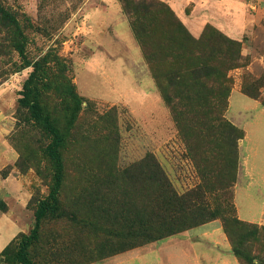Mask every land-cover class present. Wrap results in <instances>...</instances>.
I'll list each match as a JSON object with an SVG mask.
<instances>
[{
	"label": "rangeland",
	"instance_id": "obj_1",
	"mask_svg": "<svg viewBox=\"0 0 264 264\" xmlns=\"http://www.w3.org/2000/svg\"><path fill=\"white\" fill-rule=\"evenodd\" d=\"M128 1L131 6L166 5L194 40L206 34V44L221 36L224 50L234 48L230 41L237 45L238 58L227 71L232 89L225 116L247 135L244 152L249 166L264 169L260 159L264 156V0ZM168 17L152 12L147 23L164 24ZM47 55L62 60L66 68L52 66L53 86L69 79L82 100L71 126H66L59 92L47 93L41 100L64 134L58 199L75 220L44 219L37 243L28 249L33 262L155 264L158 257L160 264H207L201 257L211 251L216 255L209 248L214 243L208 244L195 232L188 239L179 233L113 255L130 241L114 237L116 226L103 218L102 210L110 206L113 194L120 202L129 201L138 180L128 172L133 166L152 155L179 194L199 182L119 0H0V144L14 153L0 175L14 178L17 193L7 201L20 224L18 237L32 229L37 203L53 185L54 168L44 151L49 135L18 103L33 63ZM243 85L257 99L245 95ZM105 178L110 184L100 188ZM111 180L115 185L110 188ZM231 190L236 218L235 187ZM7 201L0 199L5 211ZM211 239L219 252L229 254L220 234ZM256 248L254 244L253 254Z\"/></svg>",
	"mask_w": 264,
	"mask_h": 264
},
{
	"label": "trees",
	"instance_id": "obj_2",
	"mask_svg": "<svg viewBox=\"0 0 264 264\" xmlns=\"http://www.w3.org/2000/svg\"><path fill=\"white\" fill-rule=\"evenodd\" d=\"M119 1L131 20L149 71L169 108L178 138L199 182L179 194L152 155H147L137 166H133L128 172L138 180L129 201L120 202L113 194L110 206L102 210L103 218L116 226L114 237L130 241V244L114 251L113 255L220 219L233 255L242 264H264V226L258 227L235 218L231 204V189L239 168L238 144L244 138V131L225 116L232 89L227 71L238 58L237 45L230 41L229 45L234 48L224 50L221 36L208 42V45L205 43L206 34L194 40L162 3L131 6L128 0ZM152 12L162 18L170 15V18L164 24L149 25L147 16ZM61 61L48 55L35 61L20 92L19 105L49 135L44 151L54 168L53 185L47 197L38 201L29 233L17 235L1 252L3 264H35L28 249L37 243L44 219L75 220L74 215L61 208L58 199L64 134L56 128L41 104L45 94L59 92L66 126H71L77 116L82 100L71 81L64 78L61 85L52 84V66L66 69ZM241 90L252 99L258 97L244 85ZM104 181L100 182V188L110 184L107 178ZM110 182L113 184L111 188L115 184L113 180ZM5 208L3 203L0 204V210L5 211ZM254 244L257 248L253 254Z\"/></svg>",
	"mask_w": 264,
	"mask_h": 264
},
{
	"label": "crops",
	"instance_id": "obj_3",
	"mask_svg": "<svg viewBox=\"0 0 264 264\" xmlns=\"http://www.w3.org/2000/svg\"><path fill=\"white\" fill-rule=\"evenodd\" d=\"M254 102V101H253ZM264 132V130H262ZM262 136L264 134L261 133ZM247 135L244 132V138L238 144V153H239V168L237 172V178L235 182V211L236 216L240 221L264 226V169L255 166L250 167L247 156L244 152V144L246 142ZM264 153V152H262ZM260 159L264 160V156H261ZM14 160V153H12L11 149L5 146L3 143L0 144V171L2 168L11 163ZM13 177L6 176L5 178L0 175V199L3 201H7L9 195L16 194L17 190L13 188ZM239 196L241 198H239ZM241 199V201H240ZM245 200L247 204L246 206L242 205V201ZM7 210H0V264H3V259L1 257V252L3 249L18 235L20 232V224L18 220L15 218L14 214L11 212L12 209L10 207L9 202L7 201ZM245 207V208H243ZM247 208V209H246ZM213 229H215L213 231ZM195 232L199 238L205 239L208 244L214 243L213 248L216 255L211 253L206 254V256H202L201 259H204V262L207 264H238L235 256L231 255V246L227 242V237L223 231L222 225L218 223L217 220L208 222L203 224L197 228L191 229L190 231H185L181 233V236H186L188 239L190 234ZM218 232V233H217ZM223 232V233H222ZM214 234H220L222 238H224V249L230 254H223L219 252V247L216 245V242L211 238ZM210 239V240H209ZM226 240V241H225ZM165 244L162 243L159 247H164ZM210 246V245H208ZM203 252L206 253L204 250ZM202 252V253H203ZM154 259V258H153ZM152 259V260H153ZM198 260H200L197 257ZM155 264H160L161 258L156 257ZM153 261L148 262L147 264H151ZM160 262V263H159Z\"/></svg>",
	"mask_w": 264,
	"mask_h": 264
}]
</instances>
